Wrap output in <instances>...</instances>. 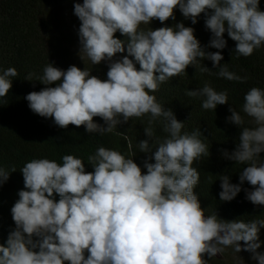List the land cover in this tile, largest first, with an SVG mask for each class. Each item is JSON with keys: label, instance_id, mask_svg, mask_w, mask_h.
<instances>
[{"label": "clouds", "instance_id": "9594fccd", "mask_svg": "<svg viewBox=\"0 0 264 264\" xmlns=\"http://www.w3.org/2000/svg\"><path fill=\"white\" fill-rule=\"evenodd\" d=\"M177 8L193 25L204 14L211 33L206 46L183 22L141 28L153 20H175ZM74 14L80 21L81 60L87 58L92 65L107 61V79L76 65L63 70L48 62L36 78L45 87L25 96L28 106L60 128L85 126L88 133L101 135L131 118L148 116V139L138 142L140 152L151 154L144 161L146 172L134 161L136 152L126 156L103 146L88 156L92 172L73 155H64L62 163L47 158L27 162L20 170L24 188L10 209L15 227L0 243V264H209L229 247L264 264V253L258 251L264 218L229 221L216 212L205 214L195 192L200 175L193 163L210 156L207 137L200 128L183 132L185 122L155 95L162 84L205 59L212 61L217 76L246 82V75L222 65V50L227 47L225 33L235 42L238 56L250 57L264 46L259 0H83L74 4ZM117 31L127 39L117 38ZM125 51L127 55L114 59ZM200 71L212 70L203 65ZM18 75L15 67L0 68V98L8 95ZM33 75L24 80L31 82ZM185 95L202 98L204 110L229 104L228 92H218L207 82ZM228 111L226 122L240 132L234 150L220 151L243 168L239 183L220 175V200L232 201L247 182L251 190L243 189L246 200L264 206V89L252 87L245 94V115L232 106ZM245 116L253 126H245ZM158 120L167 136L154 141L151 125ZM13 172L14 165L0 166V187Z\"/></svg>", "mask_w": 264, "mask_h": 264}, {"label": "trees", "instance_id": "16d2710c", "mask_svg": "<svg viewBox=\"0 0 264 264\" xmlns=\"http://www.w3.org/2000/svg\"><path fill=\"white\" fill-rule=\"evenodd\" d=\"M75 3H83V0H0V68L15 67L19 73L17 77L12 78L13 87L8 95L0 98V166L10 169L14 165L16 168V172L11 173L9 180L0 187V243L6 241L8 232L15 227L10 209L19 198L18 191L24 188L20 170L33 159L47 158L62 163L64 155H73L85 162L87 172H92L94 169L88 163V156L94 155L96 150L103 146L120 151L126 156L136 152L133 159L141 166L142 171L146 172L144 161L151 154L140 152L138 142L148 139L144 134V127L149 126L148 116L131 118L128 123L118 125L117 130L101 135L88 133L85 126L69 125L66 129L60 128L51 118L33 113L25 99L28 93L40 91L45 87L36 81V78L43 75V68L48 62L63 70L76 65L81 69H88L92 75L102 80L107 79V61L99 65H92L87 58L83 61L72 45L73 34L79 37L80 26V21L74 14ZM259 7L264 11V0H259ZM66 10L70 11L68 23L64 17ZM174 14L175 20L169 19L164 24L153 20L150 25H141V28L156 29L183 22L186 27L195 29L194 34L202 46L209 43L211 33L205 28L204 14H201L194 25L190 20L184 19L178 8L174 10ZM115 36L122 40L127 39L119 31ZM225 39L227 47L222 50L224 59L221 63L226 64L229 71L240 76L246 75V82L229 81L217 76L212 61L205 59L196 68L189 66L186 73L162 84L155 95L161 104L173 110L178 120L185 122L183 132L191 133L200 128L202 134L207 137L204 142L210 147V156L201 157L193 163L200 175L195 192L201 207L206 209L205 214L216 212L224 220L248 221L264 218V206H256L246 200L243 189L251 190L247 182L242 185V191L232 201L220 200V175L226 174L231 183H239V174L243 168V165L234 164L224 158L220 150H234L240 132L237 126L226 122V117L231 114L229 107L232 106L241 115H245L242 111L245 94L252 87L264 89V46L255 50L250 57H243L233 51L235 42L228 38L227 33ZM206 51L221 50L206 48ZM123 55H127V52L117 54L114 59H120ZM130 59L134 60L132 57ZM203 65L212 71L201 72ZM136 67L139 69L138 63ZM28 73L34 74L31 82L24 80ZM206 82L218 92L226 90L229 104L218 105L215 111L204 110L201 107L202 98L185 95L186 90L201 88ZM250 121L251 118L245 116V126H253ZM94 122L101 125L104 123L99 117H94ZM151 127L154 141L167 136L159 120ZM261 160L264 161V153H261ZM54 196L58 201L59 196ZM259 238L262 243L258 251L264 253V228H261ZM241 258L240 264H258L251 259L249 252H245ZM216 263L218 264L217 261ZM209 264L212 263L209 261Z\"/></svg>", "mask_w": 264, "mask_h": 264}, {"label": "rangeland", "instance_id": "374dc122", "mask_svg": "<svg viewBox=\"0 0 264 264\" xmlns=\"http://www.w3.org/2000/svg\"><path fill=\"white\" fill-rule=\"evenodd\" d=\"M71 10V9H70ZM64 17L66 19V23H68V17H70V11L66 10V12H64ZM73 44L75 46V51H77L79 53V48H80V44H79V37L75 36V34H73ZM75 43V44H74ZM245 253V251H241L240 253H235L234 250L229 247L225 250V252L223 254H217L216 257H214L212 260H209L212 264H217L216 261L218 262V264H240V260L239 258ZM240 254V255H238ZM207 258V256H206Z\"/></svg>", "mask_w": 264, "mask_h": 264}]
</instances>
